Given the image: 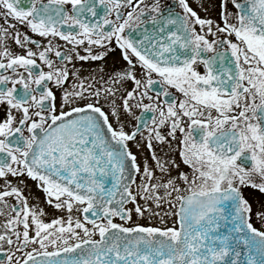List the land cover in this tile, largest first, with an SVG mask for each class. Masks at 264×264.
Listing matches in <instances>:
<instances>
[{
  "label": "snow or ice",
  "instance_id": "1",
  "mask_svg": "<svg viewBox=\"0 0 264 264\" xmlns=\"http://www.w3.org/2000/svg\"><path fill=\"white\" fill-rule=\"evenodd\" d=\"M0 264H264V0H0Z\"/></svg>",
  "mask_w": 264,
  "mask_h": 264
}]
</instances>
